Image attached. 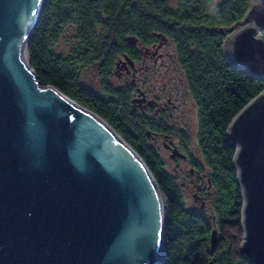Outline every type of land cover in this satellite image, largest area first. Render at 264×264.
I'll return each mask as SVG.
<instances>
[{"label": "water", "instance_id": "1", "mask_svg": "<svg viewBox=\"0 0 264 264\" xmlns=\"http://www.w3.org/2000/svg\"><path fill=\"white\" fill-rule=\"evenodd\" d=\"M47 1L0 0V264H164L165 205L146 162L31 68L28 47ZM263 31L264 0H251L224 47L261 79ZM227 140L243 197L241 255L264 264V91Z\"/></svg>", "mask_w": 264, "mask_h": 264}, {"label": "trees", "instance_id": "2", "mask_svg": "<svg viewBox=\"0 0 264 264\" xmlns=\"http://www.w3.org/2000/svg\"><path fill=\"white\" fill-rule=\"evenodd\" d=\"M250 5L251 0H223L209 10L203 2L199 13L185 16L171 14L161 0H48L28 47L31 68L42 86L59 89L103 118L150 168L165 205L164 264H249L241 255L243 197L233 165L236 148L229 144L227 132L236 116L264 91V79L236 67L224 47ZM69 26L79 42L67 56L57 54L56 42ZM261 36L264 40V31ZM158 37H170L179 47L181 68L200 108L198 141L211 172L207 185L217 198L211 215L204 213L207 197L201 189L196 196L204 208L186 206L178 181L147 143V131L154 125L132 113L131 88L115 91L105 86L106 96H100L80 80V70L99 62L100 76H113L115 60L130 39ZM192 164L202 176L205 167Z\"/></svg>", "mask_w": 264, "mask_h": 264}, {"label": "rangeland", "instance_id": "3", "mask_svg": "<svg viewBox=\"0 0 264 264\" xmlns=\"http://www.w3.org/2000/svg\"><path fill=\"white\" fill-rule=\"evenodd\" d=\"M215 3L218 5L221 3V0H217ZM74 31V28L71 26L63 30L54 48L57 54L64 53L67 56L72 47H76L79 41L75 39ZM101 65L102 63L99 62L80 70L81 83L96 94L106 96L105 86L118 91L122 90L125 84L130 83L132 77L129 76L121 79L118 75L114 74L107 79H103L99 73ZM150 67L147 72L146 68H143V70L139 69L136 76L139 86L149 94L150 98L159 97L167 99L169 97L172 100L176 108L170 106L172 114L170 115V119H164L165 125L169 128V132L174 133L173 140L180 146V151L187 154L191 159L190 161L196 166L201 165L206 169L204 168L202 176H194V172H191V162L183 161L182 159L175 161L178 157L172 159L173 151H168V147L164 144L161 137H158L157 141L150 139L147 143L156 150L164 161L166 172L178 181L188 209L192 210L202 207L200 198L196 196L198 188L201 189V195L203 196L205 193L207 197L205 200L207 207L203 209L204 213L211 215L214 211L217 198L216 192L212 191L207 185V178L211 172L206 167L202 148L198 141L200 130L199 105L198 107L196 106V99L189 89L188 80L180 65L165 64L164 66H158L157 69L152 68V65ZM140 91L139 94L141 96L142 94L144 95L142 98L147 100L145 93L141 89Z\"/></svg>", "mask_w": 264, "mask_h": 264}, {"label": "flooded vegetation", "instance_id": "4", "mask_svg": "<svg viewBox=\"0 0 264 264\" xmlns=\"http://www.w3.org/2000/svg\"><path fill=\"white\" fill-rule=\"evenodd\" d=\"M164 2L166 9L170 11L171 14H183V15H194L199 13L200 7L204 2L208 6L209 10H213L217 5L212 7V4L216 0H161ZM223 1V0H221ZM156 38L153 41L149 40H136L130 41L127 48L119 54L115 60V75L119 78L124 79L126 76L132 77L130 83L125 84L132 90V101H133V114L138 116V119L148 121L154 125V129H149L147 131L151 140L157 141L158 137L162 138L164 144L168 147V151L172 152L174 149L180 151V146H178L174 140V133L169 132V128L165 125L164 119H170L171 109L175 104L168 97L166 98H150L149 94L143 91L138 84L136 78L139 69L143 70L146 68V72L149 70L150 65L152 68L157 69L158 66H164L165 64H178L181 66L182 55L179 51V47L170 37ZM151 68V67H150ZM165 86V85H164ZM166 87V86H165ZM164 87V89H166ZM145 93L147 100L142 98L139 94L141 91ZM190 89V88H189ZM191 91V90H190ZM164 99V100H163ZM150 100V101H149ZM136 101V103H135ZM196 106L198 107V102L196 101ZM199 108V107H198ZM199 125L201 126V116L199 108ZM200 128V127H199ZM171 144L173 146H171ZM183 153V152H182ZM187 157L182 159L183 161H190L191 159L187 154ZM179 161V160H178ZM191 162V161H190ZM191 172H194V176H199V172L196 167L191 164Z\"/></svg>", "mask_w": 264, "mask_h": 264}, {"label": "bare ground", "instance_id": "5", "mask_svg": "<svg viewBox=\"0 0 264 264\" xmlns=\"http://www.w3.org/2000/svg\"><path fill=\"white\" fill-rule=\"evenodd\" d=\"M183 155H184V158H182V159H185L187 156L183 153ZM165 244V243H164ZM164 247H165V245H164Z\"/></svg>", "mask_w": 264, "mask_h": 264}]
</instances>
